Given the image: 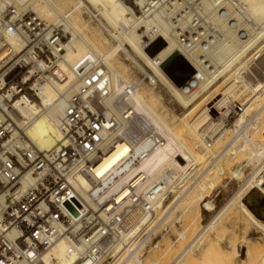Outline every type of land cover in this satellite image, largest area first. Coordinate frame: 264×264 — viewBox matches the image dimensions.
<instances>
[{
	"label": "bare ground",
	"instance_id": "6f19581e",
	"mask_svg": "<svg viewBox=\"0 0 264 264\" xmlns=\"http://www.w3.org/2000/svg\"><path fill=\"white\" fill-rule=\"evenodd\" d=\"M87 1L93 5H91L92 9L84 5L81 0H77V2L74 0H0L1 12L11 7L15 9L17 14L24 16L34 14L46 21L50 26L58 28L62 32L64 39L61 47L60 68L66 76L65 83L56 87H44L42 89L41 103L20 107L19 113L15 117L20 128L24 130L25 137L32 149L38 154L46 153L63 141L60 129L61 121L65 115L68 100L80 87L79 75L91 74L94 70L96 72L101 69L107 70L112 87L107 105L113 110L115 106L112 102L124 92L129 91L127 105L132 110V120L136 119L135 124H138L140 120V123L144 125V131L145 129H151L148 133L152 134L154 139L150 142L149 137L145 136L144 140L135 143L130 137L123 136L124 139L118 140L114 150L106 154L95 168L93 173L95 178L105 180L106 175L110 171L114 172L120 162H123L124 158H131L132 154L139 155L140 160L130 167L126 176L121 178L115 186H108L107 191L103 192L106 194L95 195V199L88 193L91 188L89 180L79 177L74 182V186L77 190L76 197L83 206H78V211L75 210L74 213H76L75 216L79 221L78 225L81 226L84 220H89L92 224L90 234H92L91 238L96 243V252L92 264H106L109 260H112L109 264H129V259L131 262L134 261L135 264H144L139 259L144 254L141 246L139 247L141 232L145 226L147 228L152 226L159 215L169 209L168 206L172 205V202H169V205H165L169 196L178 192L181 188H185L199 174L201 167L199 155L195 152L196 147L202 146L208 151L206 155L210 153V158L214 157L216 159L227 157L228 155L237 157L240 154L234 141V143H228L221 154L217 155L216 147L222 141L223 135L217 140L214 138L211 141L208 139V141L206 139L207 133L205 134V131H201L200 127L206 120H211L210 115H213L215 120L214 122L210 121L212 129L208 127L211 130L216 129V131L218 128L224 130V123L229 114L238 113L239 109L236 103H239L241 107V112L239 113L244 112L243 108H246V110L236 125H234L233 132L235 133L245 123L246 114L249 113L251 108L249 104L252 101L255 104V101L264 98V76L262 71L260 72L261 77L259 75L256 76L259 74L257 70L259 63H257V60L261 55H255L256 57L247 62L239 61L242 55L255 46L259 38L263 36L264 0ZM81 8L87 10L86 13L90 18L96 19L100 26L102 25L105 28V31L109 34L112 41L115 42L116 46L109 47V42L101 34H94L86 29L87 27H83L80 24L82 20L80 16ZM179 14H182V17L177 19ZM196 19L201 21V26L205 31L202 40L189 46L180 44L178 38L179 29L181 31L194 30L192 27ZM161 39H164L167 43L162 50L154 56H150L145 52V49L153 50ZM10 42L17 53L27 47L26 41L20 37H14ZM126 46L131 47L135 55L144 60L146 65L153 71L155 77L162 82L170 84H167L168 86H171V82L168 78L170 74L166 67H169L172 61L177 60L175 58L177 55H181L185 61L189 62L194 72L186 83L180 85L181 88L179 90L177 88L174 89L175 96L185 107L193 105L194 100L197 98L199 100L202 93L209 89L214 79L216 80L220 76L231 72V70L234 71L233 74L235 76H233L235 78L217 97L205 101L202 98L203 101L196 102L197 104H194L195 106L187 115L190 116V121L183 119L186 131L185 129L180 131L181 129L175 123L170 124L159 114L154 106V101L149 98V93H146V90L141 91L140 81H128L124 78L125 76L121 73L119 64L117 65L116 62L119 51L135 62V59L131 58L132 56L127 52ZM178 62L184 68L186 67L182 61L178 60ZM164 69L169 74L168 76L165 74ZM149 77L151 85H156L154 76L149 75ZM58 91L63 93V96H58ZM221 96L222 98L219 99ZM237 97L242 99L244 97L247 103L236 102L234 106L232 105L233 107L231 103L228 105L229 101L231 102ZM114 112L122 120L119 131L128 130L130 121L125 119L119 109L114 110ZM213 132L210 131L212 137L211 133ZM263 145L261 144V146ZM253 152L249 153V159L247 160L249 164L251 163L252 166H255L253 174L251 173L252 176L250 175L251 177L245 182V189L242 190L241 187L239 192L225 206H231V210H233L232 207L236 206L241 215L250 222L249 224H253L256 228L263 231L264 234V223L259 221L248 207L250 204L258 205L262 199L264 200V164L260 163L262 162L261 159L264 158V156L262 157L264 151L263 153H261V150L259 152L256 151V153ZM203 156H205V153ZM222 167L219 166L217 168L220 175L223 174L224 167ZM0 169H2V165H0ZM12 170L9 173L23 175L21 181L18 182V188L19 184L22 186L21 189H26L34 183L35 178L27 165L12 167ZM240 170H234V179L244 181L245 175ZM206 177H208V174L205 176L202 173L201 181L192 183L189 187L187 186L186 190L188 191H186V197L183 201L186 202V206L188 205L186 207L188 210L199 200L207 210L214 211L215 204L212 201H208V197L204 198V195L216 190L218 186L216 181L218 180H215L214 175ZM3 179L5 180L4 177ZM11 184L12 186L7 191H2L3 194L0 195V225L6 221L10 226L9 229L12 230L32 223L37 218L36 210L38 206L42 205V202L49 203L50 201L48 200L50 198L51 202L64 200V197L56 196L54 191H48L46 193L40 192L32 201L30 199L36 193L32 195L13 193L17 187L15 183ZM107 184L105 182L103 185ZM123 185L124 188L115 194L114 192L117 188ZM255 189L257 190L254 192L253 190ZM131 192L133 193L132 198L137 195L142 199L143 206L133 205L132 198H128ZM189 193L195 194V197L189 195V198ZM178 194L180 193H176V195ZM24 199L30 201L29 206H32L31 209L27 212L8 213L10 206L21 203ZM51 206H55V204ZM181 208L183 209L184 206ZM228 208L218 212L217 216L202 231L200 230L201 232L197 234L196 239L180 255L178 254L179 257L172 264L183 262L184 257L200 244L203 237L210 230L212 231L218 220L220 221V218H224V214H228ZM190 211H187L188 214H190ZM198 211L197 219L191 218V222L188 220L192 227L201 218L202 214L200 210ZM64 212L67 214L66 210ZM186 225L189 227L188 224ZM179 236L182 239L185 238L184 232L179 234ZM241 239L243 238L241 237ZM236 242L235 245L234 243L232 244L235 252ZM86 246L87 243L84 242L78 248L82 250ZM218 247L220 248V246ZM35 248H38L39 255L34 251ZM219 248L218 250L221 251ZM246 248L249 264H264V254L260 253V251H254L249 246ZM210 249H208L209 252L213 250V248L212 250ZM8 254L12 255L13 264H80L78 254L75 251L70 252L68 243L62 238L55 240L50 246L44 248L41 245L35 247L32 243L17 237L15 250ZM237 255H239V252H237ZM207 258L209 259L210 257ZM227 262L234 264V261L228 260L224 263L228 264ZM84 264L90 263L88 261L84 262ZM151 264L157 263L152 262Z\"/></svg>",
	"mask_w": 264,
	"mask_h": 264
},
{
	"label": "built area",
	"instance_id": "2783aa9c",
	"mask_svg": "<svg viewBox=\"0 0 264 264\" xmlns=\"http://www.w3.org/2000/svg\"><path fill=\"white\" fill-rule=\"evenodd\" d=\"M181 17L182 14H179L177 19ZM192 28L194 30L179 29L180 44L189 46L202 40L205 31L201 21L196 19ZM14 37L26 41L27 47L23 51L17 53L11 45L10 41ZM63 42V34L58 28L50 26L34 14H17L11 7L4 12L0 11V195L12 186L11 183H15L17 189L13 193H36L31 197L32 201L40 192L54 191L56 196L64 197L63 201L51 202L50 198L49 203L42 202L36 210L37 218L26 226L12 230L6 221L0 225V264H13L12 255L8 253L15 250L17 237L35 247L41 245L44 248L62 238L68 243L70 252L78 254L80 264L88 261L92 264L96 252V243L90 234L92 224L84 220L81 226L78 225L74 211L83 205L76 197L74 182L79 177L89 180L91 188L88 193L93 199L95 195L106 194L103 192L107 191L108 186H115L126 176L130 167L140 160L139 155L132 154L131 158H124L114 172L110 171L105 180L95 178V168L106 154L114 150L116 142L126 136L135 143L144 140L145 136L149 137L150 142L154 139L148 133L150 127L147 126L150 130L144 131L140 120L138 124H135L136 119L132 120V110L127 105L129 91L112 102L114 110L119 109L125 119L130 121L128 130L119 131L122 120L107 105L112 92L110 76L106 69H101L79 75L80 87L68 100L61 121L63 141L60 145L41 154L32 149L15 116L20 107L41 103L44 87L65 83L66 76L60 68ZM58 96H63V93L58 91ZM236 104L239 113L241 107L239 103ZM23 164L28 166L35 178L34 183L26 189H21V184L18 188L23 175L9 173L12 167ZM105 182L108 184L103 185ZM122 188L124 185L114 193L117 194ZM132 195L131 192L128 198ZM132 201L134 206H143L142 199L137 195ZM29 205L30 201L24 199L10 206L8 213L27 212L32 208ZM84 242L87 246L79 249L78 246ZM34 251L40 254L38 248Z\"/></svg>",
	"mask_w": 264,
	"mask_h": 264
},
{
	"label": "rangeland",
	"instance_id": "374dc122",
	"mask_svg": "<svg viewBox=\"0 0 264 264\" xmlns=\"http://www.w3.org/2000/svg\"><path fill=\"white\" fill-rule=\"evenodd\" d=\"M74 1L77 2V0H74ZM81 1L84 3V5H86L90 9H92L91 8L92 4L89 3L87 0H81ZM82 8L80 10V16L82 19L80 24L83 25V27H87L86 29L92 31L94 34H99V35L101 34V36L106 38V40L109 42V45H110L109 47L116 46L115 42L112 41L109 34L105 31V28L102 25L100 26L99 22H97L96 19L90 18V16L86 13L87 10L82 9ZM166 44L167 43L165 42V40L161 39L159 44L156 45V47H154L153 50L145 49V52H147V54H149L150 56H154L156 53H158L160 50H162V48ZM126 50L132 56L131 58L135 59V62L133 60H131L130 58H128L123 52L119 51V55H118L119 58L117 57L116 62H117V65L119 64L118 65L119 69H120L121 73L123 74V76H125L124 78L127 79L128 81H133V80L140 81L141 87H142V88L140 87L141 91L146 90L145 92L149 93L148 94L149 98L154 101V106L157 108V111L159 112V114L162 115V117L167 122H169L170 124L175 123V125H177V127H179V129H181L180 131H182L183 129H185V131H186L185 121H188V120L190 121V116H187V115H189V112L191 111V109H193V107L198 102L203 101V99L205 101V100H210L213 97H217L226 88V86H228L229 83L234 81V78H235L234 77L235 74H233L234 71L231 70L232 73L229 72L225 75L220 76L216 80L214 79L212 84L209 86V89H207L206 91H204V93H202L203 97L201 96V98H199V100H198V98L196 100H194L193 105L191 104V105L185 107L183 104H181L179 102V100L175 96V93H174L175 90L174 89L177 88V90H179L181 88L180 85L186 83L187 80L189 79V77L191 76V74L194 72L193 67L189 64V62L185 61V59H183L181 55L180 56L177 55L175 57L177 60L172 61L171 65L169 67H166V69L170 75L167 73L166 69H164V71L166 72L165 74H167V76L169 75L168 78L171 82V86H168L170 84H168L166 82H162L157 77H155L153 71H151V68H149L146 65V63L144 62L143 59H141L140 57L135 55V53L132 51L131 47L126 46ZM258 53H259V55H258ZM255 55L256 56L261 55V57L257 60V63H259L258 68H257L259 74L256 75V76H258V75L260 76L261 75L260 72L261 71L264 72V33H263V36H261L259 38V41L255 44V46H253L249 51L245 52L239 61L247 62L248 60H251L254 57H256ZM178 60L182 61V63L185 64L184 66H186L188 68H186V67L184 68L182 65L178 64V63H180V62H178ZM176 63H177V65H176ZM254 70H255V68H254ZM254 70H252V71H254ZM229 74H230V76H229ZM149 75L154 76V79L156 80V85H153V86L151 85V83H150L151 79H150ZM232 76H233V78H232ZM172 87H174V88H172ZM142 89H144V90H142ZM205 92H206V94H205ZM150 95H151V97H150ZM200 95H199V97H200ZM155 98H157V99H155ZM221 98H222V96L219 97V99H221ZM236 102H240V103L244 104V103H247V100L244 99V97H243V99L240 97H237V99L235 98L231 102L229 101L228 105H230V103H231V106L232 105L234 106V103H236ZM254 103L255 104H253V101H252L249 104V106L251 105L252 109L250 108L249 113L246 114L247 118L245 119V123L242 126V128L238 131H235V133L233 132L234 125H236L239 118L245 113L246 108H243L244 112H242V113L229 114L228 118L226 119V121L224 123V128H223L224 130H222V128H218L217 131H216V129L211 130L212 129L211 122H214V120H215L213 115H210L211 120L208 119V120H206V122H204L202 124L203 128L200 127V130L205 131V134L207 133L206 134L207 140L209 139L211 141L214 138H215V140H217L218 138L221 137V135H223L222 141L220 143H218V145H217L218 147H216V152L218 153L217 155L221 154L222 150L225 148V146L228 143L229 144H230V142L234 143V141L236 143V147H238V149H239L240 154L239 155L237 154L238 155L237 157L236 156L233 157V156L228 155L227 157L225 156V157L217 158V159L214 157L213 158L211 157L212 158L211 159L210 155H209L210 153H207V155H206V152H208V151H206L205 148H203L202 146L196 147L195 152L199 155V159H200L199 164H200L201 170H200L199 174L195 178H193V181L190 182L189 185H187V186L189 187L190 184H192V183L194 184L195 182L197 183L198 181H201L200 177H202V173L205 176L208 174V177H209V175H214L215 180H218V181H216V184L219 187L217 186L216 190H212L211 192H208L207 194L204 195V198L208 197L209 199L207 198V200L212 201L213 204H215L214 211L207 210L203 206L201 201L198 200L197 203L195 204L196 206L194 205L195 207L193 206L191 209H189L191 211H190V214H188L189 210L186 208L188 205L186 206L185 205L186 202L183 201L184 198L186 197V193H187L186 191H188V190H186L187 186L183 189L181 188L180 190H178V192H175L173 195L169 196V198L167 199V202L165 204V205H169V202L170 203L172 202V205L168 206L169 209L166 212H163V214L161 213V215H159L157 221H155L152 224V226H150L149 228H147V226H145V228L141 232L139 247L141 246L144 254L142 257H139V259L144 264H151L152 262H156L157 264H172V263H174L176 258L179 257V255L183 252V250H185V248H187V246H189V244H191L196 239L197 234H199V232H201L203 230V228L206 227L214 219L215 216H217V213L221 212V210H223L224 208L227 209L228 207H229L228 208L229 209L228 214L227 215L224 214L225 217L224 218L222 217L223 219L220 218L221 219L220 221L218 220V222L216 223V225L214 226L212 231L210 230L209 231L210 233L208 232L203 237L200 244H198L195 248H193L184 257L183 262H181L180 264H191V263L192 264H194V263L195 264H225L224 262L226 260L234 261V264H249V259L247 258V255H246V252H247L246 247H248V246L251 247L254 251H260V253L264 254V249H263V247H264V234H263V231L256 228L253 224H249L250 222H248L241 215L240 211L237 210L238 208L236 206H234V208L232 207L233 210H231V206H228V207L225 206L239 192L241 187H242L241 188L242 190L245 189L244 188V187H246L245 182H247V180L253 174L255 166L254 165L252 166V164L251 163L249 164V161H247L249 159L248 158L249 153H252L253 151H254L253 153H256V151L259 152L260 150H261V153H263V151H264V147H263L264 146L263 145L264 144V124H263L264 123V98H261L260 100H257ZM232 107H231V109H232ZM185 116H186V118H184ZM183 119L184 120L186 119V120L184 121ZM181 123H183L184 125ZM210 131L211 132L214 131L213 132L214 134L211 133L213 135V137L210 135ZM261 144L263 146H261ZM260 146L263 148H261ZM242 147H244V148H242ZM202 149H204V150H202ZM202 151L203 152L205 151L204 152L205 156H203L204 153ZM263 156L264 155H262V157ZM263 159L264 158L261 159L262 162H260V163L264 164ZM201 161H202V163H201ZM245 162H248V163L245 164ZM258 165H260V164H258ZM219 166L224 167L222 175H220L219 169H217V168H219ZM239 166H241L240 168L243 171L242 173L245 175L244 181L243 180L239 181L238 179L237 180L234 179L235 176L233 175V173L235 171H237L238 169L240 170ZM208 177H206V178H208ZM256 190L257 189H255L253 191L255 192ZM193 192H191V193H193ZM176 193H180V194L176 195ZM191 193H189L188 196L191 195L192 197H195V194H191ZM189 198H190V196H189ZM245 201H247V200H245ZM183 206H184V208L182 209L181 207H183ZM197 206H198V208H197ZM248 207L250 208V210H252L255 217L259 221L264 223V200L262 199L258 205L250 204V206H248ZM198 210H200V213L202 215H201L199 222L193 225V227H194L193 228L192 225L190 224V222L193 218L197 219V213L199 212ZM236 210L239 212H237ZM183 215H184V217H183ZM187 216H189V217H187ZM220 222H221V224H220ZM186 224H188V225L190 224L189 227ZM146 228H147V230H146ZM245 228H247V229H245ZM186 229H188V230H186ZM243 229H245V230H243ZM221 230H222V232H221ZM183 232H184L185 238L182 239L179 236V234H181ZM245 232H246V234H245ZM149 235H150V237H149ZM241 237L243 239H241ZM237 239H238V241H237ZM235 242L237 244L235 246L236 252L233 248L235 245ZM233 243H234V245H232ZM210 245H211V247H210ZM213 246L215 247V249ZM217 246H220V248L219 247L218 248L221 249V251L218 250ZM209 248H211L210 250H212V248H213V250L209 252V250H208ZM245 248H246V250H245ZM237 252H239V255H237ZM207 253H211V254H207ZM207 257H210V258L208 259ZM225 258H227V259H225ZM244 261H246V262H244ZM110 262H112V260H109L106 264H109ZM128 262H130L129 264H135L134 261L131 262L130 259ZM227 263L229 264V262H227Z\"/></svg>",
	"mask_w": 264,
	"mask_h": 264
},
{
	"label": "water",
	"instance_id": "95a60500",
	"mask_svg": "<svg viewBox=\"0 0 264 264\" xmlns=\"http://www.w3.org/2000/svg\"><path fill=\"white\" fill-rule=\"evenodd\" d=\"M180 56V55H179ZM180 58V57H179Z\"/></svg>",
	"mask_w": 264,
	"mask_h": 264
}]
</instances>
